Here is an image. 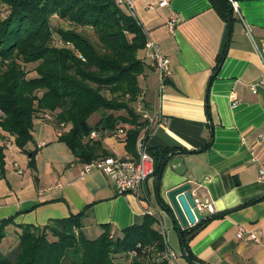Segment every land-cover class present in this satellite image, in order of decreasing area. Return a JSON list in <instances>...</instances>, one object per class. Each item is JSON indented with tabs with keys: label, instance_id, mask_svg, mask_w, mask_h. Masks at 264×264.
Listing matches in <instances>:
<instances>
[{
	"label": "crops",
	"instance_id": "1",
	"mask_svg": "<svg viewBox=\"0 0 264 264\" xmlns=\"http://www.w3.org/2000/svg\"><path fill=\"white\" fill-rule=\"evenodd\" d=\"M235 1L231 8L229 0H167L164 5H158L159 0H134L133 13L145 31V40L160 45L171 67L159 98L152 59L143 48L137 51L144 69L137 77L141 91L134 110L139 114L141 109L158 111L161 116L146 132L142 128L150 151L192 150L169 155V159L182 155L184 173L178 176L167 159L158 178L152 174L138 191L118 193L114 182L101 171L81 174L83 161L57 140L68 125L57 127L52 123L53 114L45 111L34 118L32 139L25 146L36 149L33 168L27 165L29 153L13 142L12 134L0 129L4 157L0 220L12 216L1 241L10 231L15 234L19 223L43 226L48 219L80 210L84 211L80 219L84 236H98L102 223L109 224L113 236L127 225L139 224L149 213L155 219L153 228L175 254L170 264H193L182 256L175 222L155 193L158 183L162 191L190 181L194 199H210L213 212L229 209L190 237L188 245L196 258L207 264H264V182L257 175L258 162L249 160L252 147L264 165V138L261 143L256 141L260 133L264 135V86L248 88L262 72L253 45L264 48V0ZM172 14L177 20L170 31L166 21ZM223 52L209 82L217 56ZM230 90L237 97L233 107ZM99 117L94 112L87 122L93 124ZM122 134L90 138L100 140L101 150L108 155L135 154V148L134 152L125 148ZM210 135V144L201 148ZM247 201L250 203L238 206ZM209 213L204 211L202 217ZM238 225L259 231L260 242L237 239Z\"/></svg>",
	"mask_w": 264,
	"mask_h": 264
},
{
	"label": "trees",
	"instance_id": "2",
	"mask_svg": "<svg viewBox=\"0 0 264 264\" xmlns=\"http://www.w3.org/2000/svg\"><path fill=\"white\" fill-rule=\"evenodd\" d=\"M0 4L8 8L0 17V129L12 134L13 142L29 153L27 165L33 168L35 164L36 149H25L26 142L32 139V123L45 111L53 114L52 123L57 127L68 125L57 140L63 141L81 162L107 155L101 150L100 140L90 138L92 131L102 136L121 129L125 148L134 152L142 128L148 130L133 107L141 91L137 77L144 69L136 53L143 48L146 36L135 17L114 0H0ZM52 15L66 20L69 26L52 25ZM77 27L89 28L94 40ZM223 54L217 56L209 82ZM19 60L34 62L30 69L34 74L28 76ZM118 110L124 113L115 114ZM94 112H99L100 117L90 124L87 121ZM210 142L211 135L201 148ZM146 150L154 158L157 178L168 154L192 151ZM2 151L0 145V173L4 164ZM247 203L250 202L238 206ZM227 211L204 215L195 225L179 231L187 260L207 264L196 258L189 239ZM83 214L80 210L51 218L43 226L17 224L20 229L13 256L1 251L5 225L12 216L2 218L0 264H170L164 255V236L153 228L155 219L151 214L145 213L139 224L127 225L113 236L109 224L102 223L103 230L94 238L83 235ZM132 250L136 252L133 255Z\"/></svg>",
	"mask_w": 264,
	"mask_h": 264
},
{
	"label": "built area",
	"instance_id": "3",
	"mask_svg": "<svg viewBox=\"0 0 264 264\" xmlns=\"http://www.w3.org/2000/svg\"><path fill=\"white\" fill-rule=\"evenodd\" d=\"M115 3L118 5H121L125 7L124 9L131 14V16L135 17V13H133V7H134V0H114ZM231 8H235L236 1L235 0H229ZM167 3V0H159L158 5H164ZM137 20V19H136ZM177 20L176 15L172 14L169 19L166 21V26L170 31L174 29V23ZM138 21V20H137ZM254 49L257 51L258 56L260 57V63L262 64V72L259 73V76H257L256 80L253 82H250L248 84V88L250 90H255V87L264 86V48L263 47H257V44L254 43ZM160 45L155 42L154 40L148 39L145 40L143 50L146 51V54L150 56L152 59V65L156 72V82H158L157 87V95L159 98H162L163 95L161 92L163 91V87L165 84V79L167 76L171 73V67H170V59L166 54H163V52L160 50ZM228 97L230 99V105L233 107L236 104L237 97L236 93L234 91L230 90L228 92ZM0 108V117H2L3 112ZM141 119L144 120L147 124V127H151L154 123L159 122L161 116L158 113V111H152L148 112V110L141 109L140 111ZM61 124V123H60ZM117 133H121V129L117 131ZM96 132H91L90 137H95ZM9 138L10 135L8 134L6 137V141L4 142L6 146H9ZM264 138L263 134H259L257 137V143H261ZM144 134L140 133L137 136L136 144H135V154H126L124 156L122 155H102L97 156L96 158H92L88 161H83L80 165L81 168V174L86 173L92 170H99L107 177L112 180L116 186V191L118 193H125L127 191H138L139 188L142 187L146 179L152 174H154V165H153V156L146 150V144L144 140ZM250 161H256L258 162L259 168L257 171L258 178L264 182V165L258 161L255 155L254 149L250 147ZM19 171V170H17ZM60 185V183H58ZM194 206L198 208L200 212L207 211L213 212L214 207L211 204L210 199L204 198L202 200L194 199ZM236 238H244L247 240H250V242L259 243L261 240V233L256 230H249L245 229L243 225H238L235 231ZM135 250H132L130 252L131 255L135 254ZM164 255L168 262H170L173 257H175V254L172 251H168L166 248Z\"/></svg>",
	"mask_w": 264,
	"mask_h": 264
},
{
	"label": "water",
	"instance_id": "4",
	"mask_svg": "<svg viewBox=\"0 0 264 264\" xmlns=\"http://www.w3.org/2000/svg\"><path fill=\"white\" fill-rule=\"evenodd\" d=\"M28 155V153H27ZM168 154L164 160L166 162L169 159ZM182 155H175L169 159V164L173 165L174 171L178 174V176L182 175L185 171L184 166L182 164ZM191 183L190 181H184L169 185L166 189L164 188L162 191H159L160 184H157L156 188V196L159 200V203L166 212L169 213V216L172 220H175V227L177 234H179L180 239V248L182 252V256L187 260V253L182 246V237L179 231L192 224H196V222L202 217V212L198 210L196 205L194 206V197L192 192L190 191ZM193 264H202L200 262L188 260Z\"/></svg>",
	"mask_w": 264,
	"mask_h": 264
},
{
	"label": "rangeland",
	"instance_id": "5",
	"mask_svg": "<svg viewBox=\"0 0 264 264\" xmlns=\"http://www.w3.org/2000/svg\"><path fill=\"white\" fill-rule=\"evenodd\" d=\"M6 12H8V8L7 6H5V4H0V17H3L4 15H6ZM51 23L52 25H58L61 28L67 27L69 26V23L66 20H61L59 17L52 15L51 16ZM77 29H81L82 31H84L86 34H88L90 37V40H94V35L92 33V31H90L89 28L83 29L81 27H77ZM19 62L21 63V66H23L24 69L27 70V75H33L34 72L31 69V67L34 66V62H21V60H19ZM137 102V101H136ZM136 102L133 103V107L134 109L136 108ZM41 114H38V117H41ZM37 117V118H38ZM17 232L15 234H13V232H9V235L3 240L2 246H1V251L5 252L7 255L13 256L12 254L14 253V250L17 248V236H16Z\"/></svg>",
	"mask_w": 264,
	"mask_h": 264
}]
</instances>
